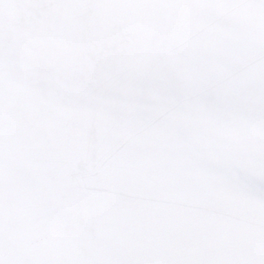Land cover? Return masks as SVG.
<instances>
[{"label":"snow or ice","instance_id":"6c2138e0","mask_svg":"<svg viewBox=\"0 0 264 264\" xmlns=\"http://www.w3.org/2000/svg\"><path fill=\"white\" fill-rule=\"evenodd\" d=\"M0 264H264V0H0Z\"/></svg>","mask_w":264,"mask_h":264}]
</instances>
